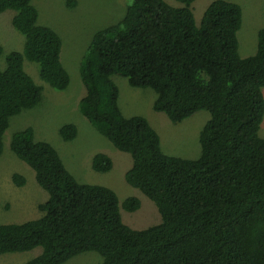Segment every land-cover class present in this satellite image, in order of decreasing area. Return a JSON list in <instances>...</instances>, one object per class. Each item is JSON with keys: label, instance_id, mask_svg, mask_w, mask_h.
<instances>
[{"label": "trees", "instance_id": "trees-1", "mask_svg": "<svg viewBox=\"0 0 264 264\" xmlns=\"http://www.w3.org/2000/svg\"><path fill=\"white\" fill-rule=\"evenodd\" d=\"M196 1L178 0L182 6L173 7L164 0H132L119 24L94 36L80 64L86 88L80 113L132 157L125 180L155 203L161 223L131 229L113 190L79 183L57 150L27 128L13 136L11 150L34 171L48 199L38 206L40 218L0 225V257L41 248L26 264H67L91 252L102 264H264V29L255 55L242 58V8L215 0L197 25L191 9ZM7 11L15 12L12 24L25 45L0 69V158L11 119L43 101L44 90L26 72L25 60L55 91L71 85L62 39L39 24L33 0H0V15ZM115 76L154 91V111L173 124L208 112L200 158L166 155L147 118H127ZM60 135L74 141L78 128L65 125ZM92 168L109 173L113 162L97 154ZM13 182L23 187L27 181L15 174ZM140 204L130 198L122 206L133 213Z\"/></svg>", "mask_w": 264, "mask_h": 264}, {"label": "rangeland", "instance_id": "rangeland-1", "mask_svg": "<svg viewBox=\"0 0 264 264\" xmlns=\"http://www.w3.org/2000/svg\"><path fill=\"white\" fill-rule=\"evenodd\" d=\"M173 7H181L178 0H164ZM215 0H197L192 11L197 25L208 7ZM239 5L243 11V24L238 33L239 53L249 58L257 52L258 32L264 29V0H225ZM132 0H33L38 9L39 24L52 28L62 39V62L71 77V85L64 92L52 89L40 79L38 67L25 60L24 68L35 83L43 88V101L33 110L24 111L11 119L3 143L4 152L0 158V225L23 224L42 216L38 206L48 199V194L38 185L34 171L20 161L11 150L13 136L32 128L37 141L51 144L59 153L67 170L81 184L97 185L113 190L119 197L124 224L135 231H143L161 223V216L153 201L139 190L131 187L125 175L132 168L129 154L117 150L80 113L79 104L86 95V88L80 77L82 58L90 47L94 36L111 26L119 24L126 16ZM14 11L0 15V69L6 68V56L22 52L25 38L14 28ZM114 82L120 90L119 105L127 118L143 116L161 138L163 151L171 157L197 160L201 156L200 134L210 114L202 111L180 124H173L163 113L153 109L157 95L152 90L132 88L128 81L115 76ZM264 94V90H263ZM68 124L78 128L74 141L65 142L61 129ZM259 136L264 139V120ZM97 154L109 156L113 169L109 173L93 170V158ZM20 174L26 184H14L13 176ZM130 198L140 201V209L127 212L123 203ZM42 249L32 252L7 254L0 257V264H26L39 256ZM97 253L83 254L67 264H102Z\"/></svg>", "mask_w": 264, "mask_h": 264}]
</instances>
